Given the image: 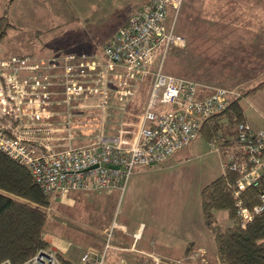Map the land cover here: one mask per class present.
Listing matches in <instances>:
<instances>
[{"label":"built area","instance_id":"2783aa9c","mask_svg":"<svg viewBox=\"0 0 264 264\" xmlns=\"http://www.w3.org/2000/svg\"><path fill=\"white\" fill-rule=\"evenodd\" d=\"M180 3L147 1L98 51L0 58V152L25 166L44 195L63 202L70 192L122 193L134 167L163 162L238 98L161 71L168 49L185 46L174 30ZM214 151L221 173L233 176L226 186L243 228L264 210V127L238 122ZM116 226L112 221L102 248L85 249L77 264H114L105 253ZM22 264L62 263L47 249Z\"/></svg>","mask_w":264,"mask_h":264},{"label":"rangeland","instance_id":"374dc122","mask_svg":"<svg viewBox=\"0 0 264 264\" xmlns=\"http://www.w3.org/2000/svg\"><path fill=\"white\" fill-rule=\"evenodd\" d=\"M137 9L113 0H0V17L9 24L0 40V58L98 51ZM174 30L185 46L168 49L161 71L201 86L237 91L249 125L264 127V84L241 95L264 80V0H181ZM146 90L144 83L132 110H139ZM219 135L214 141L198 136L162 163L134 167L124 191L113 190V202L88 200L93 192L68 194L65 198L74 199L70 204L50 200L44 240L67 243L63 256L77 264L87 243L104 244L111 212L129 208L137 216V210L144 212L156 199L194 202L199 188L221 173L214 145L232 135ZM215 213L220 228L232 224L226 213ZM206 254H197L195 263L207 264Z\"/></svg>","mask_w":264,"mask_h":264},{"label":"trees","instance_id":"16d2710c","mask_svg":"<svg viewBox=\"0 0 264 264\" xmlns=\"http://www.w3.org/2000/svg\"><path fill=\"white\" fill-rule=\"evenodd\" d=\"M8 26L5 16H1L0 40ZM263 84L264 80L241 95L245 96ZM242 121H245L243 109L240 98H236L224 111L203 120L196 137L214 141L219 132L221 137L232 135V126ZM232 177L230 173H220L199 189L200 215L212 236V256L218 264H264V210L254 215L243 228L240 227L226 186V181H231ZM245 193L252 192L247 190ZM50 200L34 183L25 166L0 152V261L22 264L37 251L49 249L43 233ZM218 211L231 219L230 226L220 228L216 224L215 212ZM57 257L62 264H72L59 254Z\"/></svg>","mask_w":264,"mask_h":264},{"label":"crops","instance_id":"0c3cea01","mask_svg":"<svg viewBox=\"0 0 264 264\" xmlns=\"http://www.w3.org/2000/svg\"><path fill=\"white\" fill-rule=\"evenodd\" d=\"M113 1L117 2V6L128 5L136 9L149 0ZM127 18L125 19L127 20ZM126 20L121 24L123 25ZM246 123L249 125L248 121ZM129 180L128 178L123 191ZM114 190L119 192L117 189ZM115 191L111 190L102 194L93 192L90 193L91 196L88 200H98L100 205L105 200L113 202L112 192ZM75 193L70 192L68 196ZM72 199L67 198V201H63V203L70 204V200L73 203L74 199ZM198 199L199 196L197 199L194 198V202H191V199L187 202V199L180 198L156 199L151 201L153 204L144 212L137 210V216H133L129 208L125 211L120 210L117 214L113 211L114 215L111 212L109 224L111 225L112 221H115L117 226L111 230L105 253L106 261L114 264H197L195 263L198 258L196 255L207 253V264L209 262L218 264L215 257H208L212 255V236L202 222ZM54 201L56 202L57 199L52 200V202ZM215 219H217L216 213ZM110 225L108 226L110 227ZM227 226L229 225L226 224ZM47 242L52 250L72 263L71 260L63 256L68 246L67 243L53 245L50 241ZM87 244L82 251L85 249L100 250L103 246V242Z\"/></svg>","mask_w":264,"mask_h":264}]
</instances>
